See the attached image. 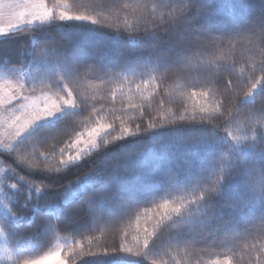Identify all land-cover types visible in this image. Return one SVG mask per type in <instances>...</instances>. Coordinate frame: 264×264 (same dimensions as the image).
I'll use <instances>...</instances> for the list:
<instances>
[{
    "label": "trees",
    "instance_id": "obj_1",
    "mask_svg": "<svg viewBox=\"0 0 264 264\" xmlns=\"http://www.w3.org/2000/svg\"><path fill=\"white\" fill-rule=\"evenodd\" d=\"M125 3L146 5L144 18L131 9L120 11ZM185 3L189 12L184 20L196 15L197 8L204 9L188 31L182 19ZM45 4L54 11L67 5L73 12L99 14L111 27L52 19L0 35V74L12 75L26 68L23 83L37 88L35 95L42 94L45 86L65 95L67 86L78 96L75 109L35 127L11 148H0V167L6 169L0 176V204L8 212L0 211V233L12 251L11 264L44 256L59 239L70 240L61 252L67 264L264 261V224L260 221L264 200L252 192V181L241 179L222 184L211 207L208 201L190 205L182 215L162 225L144 256L83 254L99 253L121 242L133 245V237L142 236L144 227L152 229L154 221L144 215L147 209L165 200L178 203L194 198L202 189H209L218 176L239 171L242 158L250 157L254 148L246 147L248 141L237 145L226 131L242 135L261 119L260 112L251 107L256 103L259 109L264 103V79L251 99L238 104L240 112L234 113L227 129L221 126L223 120L217 122L218 127L178 122L120 140L113 139L116 131L110 130L98 147L79 161L58 165L62 168L59 173L30 169L15 158L31 153L37 163H47L68 139L84 134L100 117L114 121L118 128L123 122L135 129L163 116L171 120L180 113L191 115L193 110L200 115L201 105L224 103L221 85L229 78L227 72L242 82L249 78L253 64L258 66L260 37L247 31L264 20V0H45ZM125 18L129 28L139 29L138 38L116 30L124 27ZM157 25L168 30L154 29ZM145 28L154 29V34L145 35ZM198 30L215 35L213 42L203 41ZM241 31L246 33L236 38ZM170 36L193 41V52L185 50L178 58L180 50L167 42ZM197 39L206 47L196 46ZM45 44L63 45L67 51L49 49V61H38L37 50ZM89 64L98 70L92 67L74 80L72 66L82 69ZM206 69L214 76L205 77ZM201 92L208 95L202 97ZM50 146L49 152L39 155ZM257 169L264 175V159L257 161ZM33 184L46 188L37 193ZM245 201H249L248 207L241 212ZM13 210L18 215H13ZM20 233L29 237L18 239Z\"/></svg>",
    "mask_w": 264,
    "mask_h": 264
},
{
    "label": "snow or ice",
    "instance_id": "obj_2",
    "mask_svg": "<svg viewBox=\"0 0 264 264\" xmlns=\"http://www.w3.org/2000/svg\"><path fill=\"white\" fill-rule=\"evenodd\" d=\"M55 7V6H54ZM131 9L132 13H141L140 19H143V13L146 11L147 6H141L139 4L125 3L120 8V11L127 12ZM184 15L189 12L188 3L184 4ZM203 8L196 9V15L192 16L191 19L184 20L186 22L187 31L188 26L191 25L196 16L203 12ZM8 17L10 24V31L15 32L18 29H21L25 25H33L37 22L45 23L52 19H58L61 21L77 20V21H87L92 24H99L105 28L111 27L106 23L107 18H100L99 14L96 17H93L91 14H81L73 12L68 8L67 5H63V10L58 13L54 11V8H49L45 4V0H0V19ZM154 29H159V31H167L168 29L162 25H157ZM154 29L145 28L143 31L145 35L152 33L154 34ZM259 29V33H257ZM117 31L123 30L128 33L129 36L133 39L139 37V29L136 27L129 28L127 24V18H125L124 27L116 28ZM199 34L202 36L203 41L212 43L214 36L211 32L207 30H198ZM3 27H0V35L7 34ZM253 35H259L260 37V48L259 55L260 60L257 64H253L252 69L250 70L249 78L244 81L233 80L231 78V72H227L229 78L224 80L222 86V91L225 94V101L221 103L217 101L213 106L206 107L201 105L199 108L200 115H197L196 110H193L191 115H186L184 113L178 114L174 119L168 120L166 116L160 117L158 120L151 121L147 124L146 127L138 124L135 129L124 126L121 122L119 128L116 123L105 122L103 117H100L96 120L92 129L88 132L87 139H82L83 133H77L75 139L67 140V143H64L63 147L59 148V154L55 155L47 163L40 164L37 163V160L34 155L31 153L26 154H17L16 159L18 162L25 164L30 169H41L47 171L48 173H59L62 171V168L58 165H65L70 162L79 161L83 155L90 153L92 149L98 147L97 139L103 133L108 130H115L116 135L113 139L120 140L126 138L130 135H137L141 132H148L154 128H159L165 126V124L173 125L178 122H197V123H208L213 125V127H218L217 122L220 120L224 121V124L221 125L228 128L231 125L232 120L234 119V113H239L238 104L243 102L246 99H251L253 96V91L256 89L257 85L261 82V79H264V20L260 22L259 27H253L251 31ZM246 31H241L236 34V38L241 37ZM176 48L180 50L178 58H182V53L187 50L190 54L193 52V41L185 42L183 36H170L169 41ZM195 45L198 47H206L200 39L195 41ZM59 47L62 52L67 50L63 45H50L45 44L42 47H39L37 50V56L35 59L38 61L48 62L50 57L48 55L49 49H55ZM190 55L188 57V61ZM96 67L94 64H89L84 66L82 69L77 68V66H72V71L75 73V79H78L82 73L87 72L90 68ZM181 69V68H179ZM98 70V69H97ZM182 70V69H181ZM257 71L260 73L257 77ZM205 77L213 75L210 70L206 69L204 71ZM73 80V81H74ZM137 88H140V85H137ZM50 87H41V95L36 96L35 93L37 88L27 87L21 79L17 78L15 83L12 81H6L4 84H0V107L4 108V113L0 114V147L10 148L12 143L26 130H28L35 122L45 117H50L55 113L62 110L63 107H77L78 106V96L76 95V90L72 87L65 88L67 95H61L59 92H52ZM193 95H196L194 92ZM200 96H207V92L199 93ZM14 100H22L23 103L19 104L18 107L14 106L11 109L5 107V105H12ZM254 104L252 110L259 111L261 114V119L257 124L249 129L247 132L240 134H235L232 131H226L228 136L231 137L237 145L248 141L246 145L248 148H254L253 153L248 158H242V168L234 172L232 175L222 174L218 176L209 189H202L198 196L194 198L187 197L181 199L178 203L165 200L163 203L157 204L155 208H149L144 213L145 217H149L154 221L151 231L148 227L143 228V235H137L133 237L134 244L129 245L128 243L121 242L118 246H113L111 248H105L101 252L90 251L83 253L88 256H96L98 254H109V253H126L134 257L144 256L146 250L149 248L150 243L153 241L154 237L158 233L162 225L166 224L168 221L172 220L176 216L182 215L185 210L190 205H198L201 201H208V206L211 207V199L214 196H217L221 191V185L226 184L234 179H241L252 181V192L259 193L257 199L264 200V175L257 169V161L264 159V132H258V128L264 129V103L261 104V107L257 109ZM130 107H136L135 105H130ZM161 109L164 105L161 103ZM92 118V115H89V119ZM74 130L73 132H75ZM253 142L255 144L253 145ZM49 148H45L39 152V155L43 156L45 153L50 151ZM235 167V165H233ZM115 175V173H113ZM24 179L23 177H20ZM29 183H31L29 181ZM36 192L39 193L42 191V187L39 184L32 185ZM15 187V185H13ZM249 201H245L243 206L240 208V211L243 212L245 208L248 207ZM7 206V205H6ZM25 209L29 208L27 202L24 205ZM235 211V207L232 209ZM13 215H18L16 210H13ZM212 219L213 217H208ZM139 220V216L137 217ZM261 223L264 224V217L260 219ZM192 229L190 228L189 231ZM139 232V228H138ZM127 235V234H125ZM29 237L28 233H20L18 239H27ZM52 258L57 259L61 257V252L56 251L50 254ZM20 264H41L40 261H29L24 259ZM60 264H67L65 260H61ZM155 264V261H153ZM228 264V262H226ZM260 264H264V261H261Z\"/></svg>",
    "mask_w": 264,
    "mask_h": 264
},
{
    "label": "rangeland",
    "instance_id": "obj_3",
    "mask_svg": "<svg viewBox=\"0 0 264 264\" xmlns=\"http://www.w3.org/2000/svg\"><path fill=\"white\" fill-rule=\"evenodd\" d=\"M61 7V8H60ZM63 10V5H60L57 10L55 12H59ZM58 20V19H57ZM61 21V20H60ZM69 21H76V22H84V21H77V20H69ZM39 22L35 23L38 24ZM34 25V24H33ZM25 26H31V25H25ZM23 26V27H25ZM0 27H3L5 32H9L10 31V24H9V18L8 17H4L2 19H0ZM22 27V28H23ZM21 28V29H22ZM20 29H18L17 31H19ZM15 31V32H17ZM12 33V32H9ZM7 33V34H9ZM4 34V35H7ZM26 73V68H24V70H20L19 72L15 73V74H0V84H4L6 81H12L13 83H15V80L17 78L21 79L23 82V76ZM66 93V92H65ZM41 94H38L36 96H40ZM67 95V93L65 94ZM23 103L22 100H14L12 105H5V107H7L8 109H11L12 107L16 106L18 107L19 104ZM75 109V107H63L61 111L55 113L54 115L50 116V117H45L43 119L38 120L37 122H35L28 130H26L23 134H21L11 145V147L19 140L21 139L26 133H28L29 131L33 130L35 127L41 125V124H45L48 122H51L53 120H55L56 118H58L59 116H61L64 112L68 111V110H73ZM4 113V108L0 107V114ZM92 129V128H91ZM87 130L84 132L82 139H87L88 137V132L91 130ZM110 132V130L106 131L105 133L101 134L99 136V138L97 139V143L98 141L103 138L105 135H107ZM10 147V148H11ZM2 148V147H0ZM2 149H9V148H2ZM6 172V169L4 167H0V176H2L4 173ZM0 211L4 214L7 215V209L0 204ZM70 240L69 239H59L57 240V242L54 244L53 248L51 249V251L47 254H45L44 256L33 260V261H40L41 264H60V261L62 260V257L54 259L51 257L50 254L56 252V251H60L62 252L64 247L69 244ZM12 263V251L11 249L5 244V241L3 239L2 234L0 233V264H11Z\"/></svg>",
    "mask_w": 264,
    "mask_h": 264
}]
</instances>
